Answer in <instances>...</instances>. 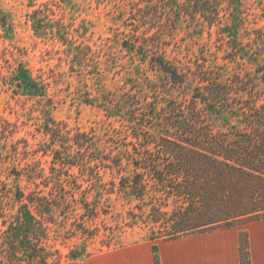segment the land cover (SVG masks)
<instances>
[{
	"label": "trees",
	"instance_id": "trees-1",
	"mask_svg": "<svg viewBox=\"0 0 264 264\" xmlns=\"http://www.w3.org/2000/svg\"><path fill=\"white\" fill-rule=\"evenodd\" d=\"M185 1L184 12L175 0V14L199 16L208 26L220 16L215 0ZM241 6V0H229V23L222 27L229 44L224 59L237 66L232 74L226 75L225 67L220 73L183 71L154 45L137 39L123 43L171 87L165 103L142 101L133 93L104 100L108 117L126 126V145L106 150L92 133L71 132L47 115L43 152L52 159L50 175L19 171L13 184H0V264H49L45 246L59 222L98 210L87 198L78 200L82 185L75 171L98 180L102 171L119 173L122 192L146 202L158 215L156 222L168 223L163 240L264 220V30L247 43L241 40ZM31 23L37 36L55 37L75 62L85 61L84 47L73 41L65 22L56 24L38 8ZM11 81L31 95L47 93L23 66ZM192 82L198 85L190 99L179 97ZM148 92L161 90L156 83ZM24 177L28 189L20 184ZM241 256L242 264H251L246 233ZM154 260L160 264L157 247Z\"/></svg>",
	"mask_w": 264,
	"mask_h": 264
},
{
	"label": "rangeland",
	"instance_id": "rangeland-1",
	"mask_svg": "<svg viewBox=\"0 0 264 264\" xmlns=\"http://www.w3.org/2000/svg\"><path fill=\"white\" fill-rule=\"evenodd\" d=\"M176 1L187 11L185 0ZM215 1L220 16L208 26L199 16L175 14V0H0V184H13L19 171L50 175L52 159L43 152L47 115L71 132L92 133L112 151L128 143L123 140L126 126L108 117L101 106L104 100L125 93L151 103L170 99L164 95L171 88L167 81L137 51L123 47L127 40L154 45L183 71L220 73L225 67L226 75L235 72L237 66L224 59L229 44L222 27L229 23V0ZM241 3V40L247 43L264 30V0ZM38 8L56 24L65 22L71 28L73 41L84 47L85 61L75 62L55 37L35 34L31 15ZM20 66L45 85V96L31 95L12 83ZM156 83L161 93L148 92ZM197 85L192 82L177 94L189 100ZM73 174L82 185L78 200L87 198L98 210L81 216L82 210L59 222L61 227L45 246L49 264H109L117 253L133 261L151 247L154 252L169 225L156 222L158 215L146 202L122 192L119 173L102 171L99 180ZM20 184L28 189L26 177Z\"/></svg>",
	"mask_w": 264,
	"mask_h": 264
},
{
	"label": "crops",
	"instance_id": "crops-1",
	"mask_svg": "<svg viewBox=\"0 0 264 264\" xmlns=\"http://www.w3.org/2000/svg\"><path fill=\"white\" fill-rule=\"evenodd\" d=\"M242 233L248 235L251 264H264V220L162 240L156 245L160 264H242ZM116 255L109 264H155L152 247L133 261L124 253Z\"/></svg>",
	"mask_w": 264,
	"mask_h": 264
}]
</instances>
